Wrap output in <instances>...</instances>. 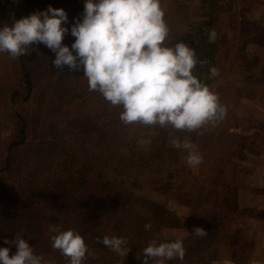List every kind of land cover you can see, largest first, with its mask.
I'll list each match as a JSON object with an SVG mask.
<instances>
[{
	"label": "trees",
	"instance_id": "trees-1",
	"mask_svg": "<svg viewBox=\"0 0 264 264\" xmlns=\"http://www.w3.org/2000/svg\"><path fill=\"white\" fill-rule=\"evenodd\" d=\"M84 3L85 0H26L18 4L0 0V27L46 11L49 6L63 9L68 17L63 26L69 28L63 44L71 48L75 38L70 29L76 20L82 19ZM197 8L194 23L174 21L167 43L172 46L184 42L193 48L199 60L194 75L214 90L216 78H210L209 69L217 67L221 38H231L230 29L226 25L222 28L220 23L221 14L228 10L219 0H200ZM210 30L217 32L215 43H209ZM238 32L241 39H251ZM44 53H50L46 60L42 58ZM1 55L8 56L9 64L8 70L4 67L0 71V247H10V255L14 254L15 246L5 244L4 240L11 241L19 235L45 260L69 264L66 257L53 249L51 237L55 233L51 229H71L79 232L88 245L85 264H132L142 259L143 249L151 240L171 242L159 236L164 220L158 204L144 200V213L139 214L128 207L127 195L114 188L99 187L98 182L89 181L88 185L83 179L90 163L115 161L163 174L165 182L177 181L172 186L176 191H190L194 195L198 211L193 210L182 240L187 254L183 261L177 259L168 264H212L221 255L222 246L230 248L231 264L249 263L253 239L248 225L233 222L217 211L238 204V187L225 179V158H241L249 146L259 148L264 139L258 132L239 134L234 117L227 113L213 131L164 129L161 136L171 143L174 139H189L196 145L204 157L199 178L185 166L181 171H171L176 161L173 158L135 162L123 151L132 145L130 132L143 126L123 125L116 108L100 112L99 94L88 91L82 68L74 72L67 66L62 71L57 69L52 63L55 54L43 44L29 47L17 59L7 53ZM58 79H63L62 84ZM247 216L264 221V211ZM146 224L152 225L150 230L145 229ZM196 227L203 228L207 235L192 233ZM105 236L126 239L131 251L124 257L96 243L97 237Z\"/></svg>",
	"mask_w": 264,
	"mask_h": 264
},
{
	"label": "clouds",
	"instance_id": "clouds-1",
	"mask_svg": "<svg viewBox=\"0 0 264 264\" xmlns=\"http://www.w3.org/2000/svg\"><path fill=\"white\" fill-rule=\"evenodd\" d=\"M161 0H85L82 19L70 29L75 38L71 48L63 44L69 28L63 9L49 6L13 24L0 27V53L12 59L25 55L35 44H43L55 54L53 65L61 71L83 69L88 91L98 93L113 108L125 125L159 127L179 132H199L226 118L227 109L219 94L194 75L199 60L195 50L184 42L169 46L170 28ZM209 43H215L217 32L210 30ZM75 53V54H73ZM210 78L219 76L216 67L209 69ZM177 149L188 152L186 164L196 167L203 155L189 139L173 140ZM146 230L152 225L146 224ZM53 249L68 259L69 264H85L88 245L74 230L52 228ZM195 235L204 237L200 227ZM0 247V264H54L37 255L29 242L17 235ZM110 251L126 257L131 251L124 238L97 237ZM187 252L182 240H151L143 249L142 264H168L183 261Z\"/></svg>",
	"mask_w": 264,
	"mask_h": 264
},
{
	"label": "rangeland",
	"instance_id": "rangeland-1",
	"mask_svg": "<svg viewBox=\"0 0 264 264\" xmlns=\"http://www.w3.org/2000/svg\"><path fill=\"white\" fill-rule=\"evenodd\" d=\"M11 1L24 4L26 0ZM199 2L200 0H161L170 30L175 27V20L182 19L191 23L197 21ZM219 3L228 10L221 14L220 23L222 28L226 25L230 29L231 38H221V55L216 67L219 76L215 77L214 85L217 89L213 91H220L219 97L227 109V114L234 117L236 132L244 135L258 132L264 139V0H219ZM238 30L249 35L251 39H241ZM256 41L260 43H255ZM48 54L42 55L43 60L50 57ZM8 61V56L0 53V71L8 66ZM48 61L51 62V59ZM58 80L62 84L63 79ZM98 103L100 112L113 109L100 95ZM215 126L216 124L206 125L203 129L209 132ZM163 131L159 127H143L130 132L132 145L123 153L135 162L173 158L176 161L172 164L171 171H181L185 166L199 178L204 162L196 167L188 166V152L175 148L166 137L162 138ZM260 144L259 148L246 147L241 158H225L228 165L225 179L238 187V204L219 208L217 211L220 216L231 217L233 222L248 225V232L253 239L252 254L254 252L253 260L248 264H258L260 251L264 248V221L247 216L248 213L264 211V144ZM83 174L88 185L89 181L98 182L99 187L114 188L127 195L130 200L128 207L136 213H144V200L158 204L163 209L164 220L159 236L166 240H183L193 210L198 211L193 203L194 195L190 191H176L172 187L176 180L167 183L162 178L163 174H154L153 171L142 169L136 164L123 165L115 161L101 165L90 163ZM202 212L207 213L208 210ZM219 251L223 255L221 259L230 256L231 250L228 247L222 246ZM93 264L101 263L95 261ZM132 264H142V259Z\"/></svg>",
	"mask_w": 264,
	"mask_h": 264
},
{
	"label": "crops",
	"instance_id": "crops-1",
	"mask_svg": "<svg viewBox=\"0 0 264 264\" xmlns=\"http://www.w3.org/2000/svg\"><path fill=\"white\" fill-rule=\"evenodd\" d=\"M260 262L258 264H264V248L260 251ZM223 255H221L217 261L213 262L212 264H231L230 262V256L228 255V257H223L221 259ZM253 257H254V252L251 256V260H250V263L251 261L253 260Z\"/></svg>",
	"mask_w": 264,
	"mask_h": 264
}]
</instances>
